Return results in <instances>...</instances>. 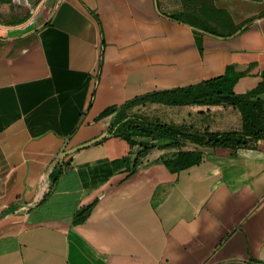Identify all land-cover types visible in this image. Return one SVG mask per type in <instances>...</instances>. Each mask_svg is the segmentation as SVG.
<instances>
[{"label": "crops", "instance_id": "obj_1", "mask_svg": "<svg viewBox=\"0 0 264 264\" xmlns=\"http://www.w3.org/2000/svg\"><path fill=\"white\" fill-rule=\"evenodd\" d=\"M222 76L237 94L264 81L263 1L57 0L0 25V264H264V139L110 136L61 157L109 131L105 111ZM127 112L198 133L244 124L225 102Z\"/></svg>", "mask_w": 264, "mask_h": 264}, {"label": "trees", "instance_id": "obj_2", "mask_svg": "<svg viewBox=\"0 0 264 264\" xmlns=\"http://www.w3.org/2000/svg\"><path fill=\"white\" fill-rule=\"evenodd\" d=\"M228 82V77L222 76L206 80L198 85L155 91L128 101L119 108H111L103 113L104 115L111 112L116 114L109 127V132L112 136L121 137L131 144L136 143L133 136L169 138L173 140L168 144L169 147L193 143L202 148H238L248 146L252 141L264 139V81L258 88L242 94L235 93ZM142 101L162 102L170 105L217 104L225 102L241 110L244 124L241 130L224 132L207 130L203 133H198L191 128L165 123L160 120H150L141 115L127 112L129 107ZM151 149L152 147H146L140 155ZM202 155L203 151L199 150L181 151L174 163L179 168L189 167L198 162ZM91 209L92 205L83 208L77 214L76 221L81 222L84 220Z\"/></svg>", "mask_w": 264, "mask_h": 264}, {"label": "rangeland", "instance_id": "obj_3", "mask_svg": "<svg viewBox=\"0 0 264 264\" xmlns=\"http://www.w3.org/2000/svg\"><path fill=\"white\" fill-rule=\"evenodd\" d=\"M54 1L57 0H0V25L24 24L39 7L48 9Z\"/></svg>", "mask_w": 264, "mask_h": 264}, {"label": "water", "instance_id": "obj_4", "mask_svg": "<svg viewBox=\"0 0 264 264\" xmlns=\"http://www.w3.org/2000/svg\"><path fill=\"white\" fill-rule=\"evenodd\" d=\"M110 136H112V134L107 130V131L103 132L101 135H99L98 137H96V138H94V139H92V140H90L88 142H85V143H83L81 145L73 147V148H71L69 150H63V153H62L61 157L62 156H66V155L71 154V153H74V152H76V151H78L80 149L89 147V146H91L93 144H96V143L100 142L101 140H104L105 138L110 137Z\"/></svg>", "mask_w": 264, "mask_h": 264}]
</instances>
